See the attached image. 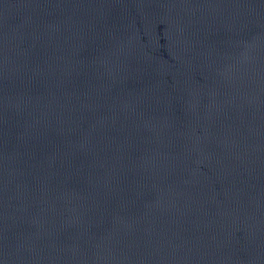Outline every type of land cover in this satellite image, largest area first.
Instances as JSON below:
<instances>
[{"label":"water","instance_id":"water-1","mask_svg":"<svg viewBox=\"0 0 264 264\" xmlns=\"http://www.w3.org/2000/svg\"><path fill=\"white\" fill-rule=\"evenodd\" d=\"M0 264H264V0H0Z\"/></svg>","mask_w":264,"mask_h":264}]
</instances>
